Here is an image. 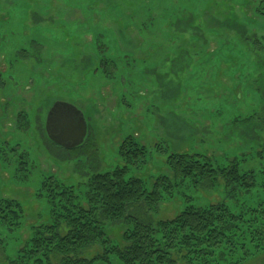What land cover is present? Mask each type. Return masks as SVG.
Listing matches in <instances>:
<instances>
[{"label":"rangeland","instance_id":"374dc122","mask_svg":"<svg viewBox=\"0 0 264 264\" xmlns=\"http://www.w3.org/2000/svg\"><path fill=\"white\" fill-rule=\"evenodd\" d=\"M0 74L8 84L0 90V199L23 208L8 237L12 258L35 226L49 222L45 178L83 190L93 172L126 165L120 147L128 137L147 152L145 162L129 165V176L151 188L171 154L222 156L244 147L239 134L244 143L264 136L261 125L232 124L253 115L264 122V0H0ZM58 101L87 120L77 149L47 136ZM5 142L17 154L6 149L2 157ZM177 192L160 205L158 220L177 215L185 198L202 207L224 199L190 187ZM121 228L107 227L114 244ZM250 261L264 264V255Z\"/></svg>","mask_w":264,"mask_h":264},{"label":"trees","instance_id":"16d2710c","mask_svg":"<svg viewBox=\"0 0 264 264\" xmlns=\"http://www.w3.org/2000/svg\"><path fill=\"white\" fill-rule=\"evenodd\" d=\"M21 53L19 60L26 61L27 52ZM101 68L113 74L107 61ZM7 85L0 74V90ZM237 120L232 123L235 130L257 124L264 132V122L256 115ZM21 122H27L24 115ZM239 137L244 147L222 151V156L171 154L167 172L151 188L146 180L129 176V165L145 162L147 153L133 137L120 147L126 165L93 172L83 190L46 177L41 189L52 205L49 222L35 226L32 238L12 258L8 237L19 229L23 208L18 201L1 197L0 264H230L235 257L245 264L264 255V198L254 195L257 189L264 192V136L253 143ZM3 145L2 157L6 149L17 154L15 145ZM18 155V168L25 170L27 164ZM182 187L220 193L224 199L202 207L185 198L177 215L158 220L155 213L165 198L181 194L177 189ZM110 226L124 230L120 244L109 237Z\"/></svg>","mask_w":264,"mask_h":264},{"label":"water","instance_id":"95a60500","mask_svg":"<svg viewBox=\"0 0 264 264\" xmlns=\"http://www.w3.org/2000/svg\"><path fill=\"white\" fill-rule=\"evenodd\" d=\"M45 129L52 143L74 150L85 143L89 127L80 109L67 102L58 101L48 112Z\"/></svg>","mask_w":264,"mask_h":264}]
</instances>
